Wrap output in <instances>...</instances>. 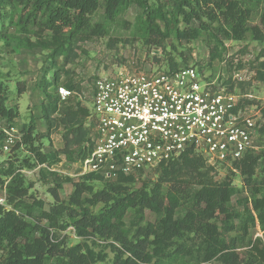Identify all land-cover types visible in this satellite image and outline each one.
Masks as SVG:
<instances>
[{"label":"trees","instance_id":"1","mask_svg":"<svg viewBox=\"0 0 264 264\" xmlns=\"http://www.w3.org/2000/svg\"><path fill=\"white\" fill-rule=\"evenodd\" d=\"M131 4L138 7L134 29L146 45L160 47L169 39L190 43L202 32L214 38L213 30L227 40L242 41L250 33L253 40L264 42V0H106V20H114ZM96 5L97 0H0V22L7 20L19 33L34 36L35 42L11 37L8 33L0 35V39L6 46L22 42L28 49L52 48L49 61L55 66L61 57L67 58L73 40L105 35L103 25L90 27L88 23V16ZM8 9H18L16 20ZM194 22L196 26L192 25ZM252 22L254 24L249 26ZM46 32L48 39L43 35ZM172 48L176 50L173 45ZM216 59L221 60V53L210 54V61ZM261 66L264 69V64ZM178 68L182 67L169 57L166 70L172 72ZM53 72L42 83L44 101L40 105V118L46 134L37 133L33 121L22 129V144L28 146L34 157L33 164L23 159L22 163L27 166H50L59 162L61 155L71 163L85 158L92 150L90 129L86 127L89 109L73 102L74 98H58L55 87L58 74ZM256 75L255 79L264 87V72L256 71ZM23 86L17 88L18 94L24 90ZM65 86L74 91L72 86ZM242 102L252 104L247 100ZM17 117V110L5 105L0 83V119L14 125ZM55 125L61 128L63 145L52 153H44L38 142L49 137V129ZM261 131L262 126L259 133ZM258 160V155L252 151L232 165L240 171L243 180L250 183ZM4 162L12 164L9 159ZM155 170L160 173L157 180L138 191L129 189L142 174L118 176L115 180L89 174L73 183L70 204L81 207L84 194L91 196V204H104L95 214L83 208L78 215L71 211L77 218L70 217L79 236L97 235L120 245L112 264H149L153 259L166 264H205L214 258L223 264H238L233 250L239 243L243 244L249 229L257 223L264 234V193L259 195L255 186L249 207L244 208L247 217L240 221V214L231 205L235 193L232 178L226 176L216 181L213 167L202 155L187 150ZM6 181L7 204L11 210L0 207V264H96L101 260L83 244L66 247L41 224L46 221L49 227L56 226L63 213L57 192L60 185L51 189L57 205L45 210L41 200H25L28 190L21 175L12 172L10 166L0 171V186ZM92 181H101L102 188L95 191ZM145 211L155 215L154 222L145 220ZM236 220L241 235L227 239L236 228L233 224ZM134 228V239H130L129 231ZM191 234L195 237L193 240ZM177 240L182 241L177 243ZM246 245L250 247L248 264H264L262 240L250 237Z\"/></svg>","mask_w":264,"mask_h":264},{"label":"rangeland","instance_id":"2","mask_svg":"<svg viewBox=\"0 0 264 264\" xmlns=\"http://www.w3.org/2000/svg\"><path fill=\"white\" fill-rule=\"evenodd\" d=\"M105 1L97 0L96 9L88 16L89 26L103 25L106 31L105 35L91 36L85 40L82 38L73 40L67 58L61 57L55 66L49 61L52 48L47 49L38 46L28 49L22 46V42H13L6 46L0 39V83L3 88L5 105L18 112L14 126L19 134H23L22 129L30 121L34 122L37 133L46 134L45 124L40 118V105L44 101L42 83L44 79H49L53 75L54 70L58 74L55 87L64 86L67 88L65 84L72 86L76 93L73 102L81 103L89 109L91 91L97 80L114 76L121 70L131 73L140 69H168V58L172 57L178 67H194L199 71L201 78L207 81L216 80L223 89L250 101L251 105L262 114V131L256 139L255 150L259 160L250 183L243 180L240 171L233 168L232 163H207L213 167L212 174H214L216 181H220L226 176L232 178L235 193L231 197V205L240 214L239 220L243 221L247 217L244 208L249 207L251 195L255 190L253 186L258 188L259 195L264 193V114L262 113L264 87L261 82L255 79L256 71L264 72V69L261 68V65L264 64V42L253 40L250 33L242 41L227 40L218 31L213 30L214 38L202 32L197 40L190 43L169 39L164 41L160 47L146 45L141 34L134 29L138 7L131 4L114 20H106ZM8 11L16 20L18 9L17 11L8 9ZM253 24V22L249 23V26ZM192 25L196 26L197 23L194 22ZM213 27L212 29H214ZM0 31V35L8 33L11 37L20 40L29 39L35 42L34 36L19 33L16 27L8 25L7 20L0 22ZM43 35L47 39L49 38L47 32ZM172 45L175 47V51ZM215 52L221 53V60L210 61V54ZM179 53L182 56H179ZM22 85H24V90L18 94L17 88L22 87ZM86 127L88 128V121H86ZM61 133V128L55 125L49 129V137L40 139L38 145L44 153H52L62 147ZM24 158L29 159V163L33 164L32 153L28 146L22 144V140H20L10 154L0 155V171L8 170L10 166L12 172L21 175L24 186L28 190V196L25 198L27 202L33 198L41 200L44 209L49 210L57 205L51 194V189L57 184L61 187L57 192L63 206V213L59 216L56 226L49 227L46 221H42L41 224L48 227L54 238H57L66 247L83 244L85 248L90 249L101 259L96 264H112L117 249H121L120 245L112 239H104L97 235L79 236L70 217L72 215V219L77 218L83 208L95 214L104 204L101 202L91 204L89 202L91 196L87 194L82 197L81 207L70 204L69 198L75 181L73 179L64 181L62 180L64 179L63 176L53 175L46 169L38 168L37 165H24L22 163ZM58 158L59 162L63 161L62 171H70L64 156L61 155ZM7 159L12 164L4 162ZM159 175L157 170L142 174L129 190L138 191L143 186H150V183L156 181ZM91 184L95 191L100 190L103 186L101 181H92ZM71 211L76 212L77 215ZM145 220L154 222L155 215L150 211H145ZM233 224L236 228L228 234L227 239L230 237L237 239L241 235L239 222L236 220ZM134 232L135 228L130 229L128 235L130 239H134ZM250 237L252 240L260 238L264 246V234L256 223L254 227L249 229L243 244L239 243L238 248L233 250L239 259L238 264H248L251 261L250 247L246 245V241ZM190 238L193 240L195 237L191 234ZM180 241L182 240H177V243ZM149 264H166V262L153 259ZM205 264L223 263L214 258Z\"/></svg>","mask_w":264,"mask_h":264},{"label":"built area","instance_id":"3","mask_svg":"<svg viewBox=\"0 0 264 264\" xmlns=\"http://www.w3.org/2000/svg\"><path fill=\"white\" fill-rule=\"evenodd\" d=\"M56 95L67 100L76 93L58 86ZM242 101L191 66L172 72L121 70L97 80L91 91V152L67 162L70 171H62L63 161L37 167L77 182L89 174L111 180L145 174L187 150L209 164L232 163L256 150L263 121L256 107ZM21 137L14 125L0 119V155L10 154ZM7 182L0 186V207L9 211Z\"/></svg>","mask_w":264,"mask_h":264}]
</instances>
